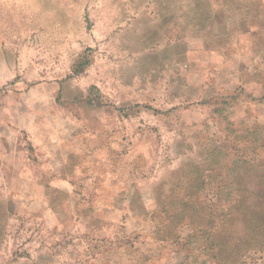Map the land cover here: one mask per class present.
<instances>
[{
	"label": "rangeland",
	"instance_id": "1",
	"mask_svg": "<svg viewBox=\"0 0 264 264\" xmlns=\"http://www.w3.org/2000/svg\"><path fill=\"white\" fill-rule=\"evenodd\" d=\"M263 4L0 0V143L58 112L56 81L111 108L75 181L0 182V264H181L154 238L182 219H231L264 264Z\"/></svg>",
	"mask_w": 264,
	"mask_h": 264
},
{
	"label": "crops",
	"instance_id": "2",
	"mask_svg": "<svg viewBox=\"0 0 264 264\" xmlns=\"http://www.w3.org/2000/svg\"><path fill=\"white\" fill-rule=\"evenodd\" d=\"M56 83L58 87L55 100L58 112L54 107V116L37 117L36 122L40 124L37 132L32 128L29 131L21 127L22 138L14 140V147L0 143V182L9 180V187L28 189L29 198L33 195L32 188L52 185L45 183L49 180L68 183L75 181L69 173L80 171V159L87 149L93 147L94 129L106 123L107 114L111 110L107 104L102 105L100 100L88 97L84 99L90 111L87 114L81 106H71L70 103L76 101L77 97L62 98L63 83ZM58 102L62 105L59 106ZM35 198L33 202L36 203Z\"/></svg>",
	"mask_w": 264,
	"mask_h": 264
},
{
	"label": "trees",
	"instance_id": "3",
	"mask_svg": "<svg viewBox=\"0 0 264 264\" xmlns=\"http://www.w3.org/2000/svg\"><path fill=\"white\" fill-rule=\"evenodd\" d=\"M227 223L232 227L230 231L212 233L209 229L199 227L193 228V233L185 237L182 236L181 230L188 224V221L182 219L175 223L174 229H171L169 233L165 232L160 237L155 234L154 239L168 245H175V255L182 256L183 264H187L196 253H199L196 255L197 258L203 256L207 259H216L217 264H243L241 257L248 253L249 248L242 244L241 231L234 229L235 223L231 219ZM228 252H233V256L230 253L226 255Z\"/></svg>",
	"mask_w": 264,
	"mask_h": 264
}]
</instances>
